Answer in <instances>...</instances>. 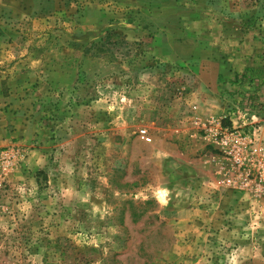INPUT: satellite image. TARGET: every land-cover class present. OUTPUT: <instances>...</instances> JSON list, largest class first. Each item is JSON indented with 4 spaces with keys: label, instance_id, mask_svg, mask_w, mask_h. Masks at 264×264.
<instances>
[{
    "label": "rangeland",
    "instance_id": "obj_1",
    "mask_svg": "<svg viewBox=\"0 0 264 264\" xmlns=\"http://www.w3.org/2000/svg\"><path fill=\"white\" fill-rule=\"evenodd\" d=\"M0 264H264V0H0Z\"/></svg>",
    "mask_w": 264,
    "mask_h": 264
},
{
    "label": "built area",
    "instance_id": "obj_2",
    "mask_svg": "<svg viewBox=\"0 0 264 264\" xmlns=\"http://www.w3.org/2000/svg\"><path fill=\"white\" fill-rule=\"evenodd\" d=\"M232 141L228 135L225 133H222L221 137L219 138V145L221 148L226 149V147H229V143ZM230 148V147H229ZM229 156L232 157V159L238 163L241 164L243 159H242V152L241 149L238 147L236 149L230 148L229 150L225 151Z\"/></svg>",
    "mask_w": 264,
    "mask_h": 264
}]
</instances>
